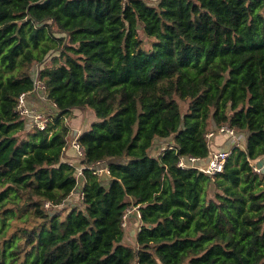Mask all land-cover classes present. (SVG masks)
Segmentation results:
<instances>
[{
    "label": "trees",
    "instance_id": "obj_1",
    "mask_svg": "<svg viewBox=\"0 0 264 264\" xmlns=\"http://www.w3.org/2000/svg\"><path fill=\"white\" fill-rule=\"evenodd\" d=\"M263 156L264 0H0V264H264Z\"/></svg>",
    "mask_w": 264,
    "mask_h": 264
},
{
    "label": "rangeland",
    "instance_id": "obj_2",
    "mask_svg": "<svg viewBox=\"0 0 264 264\" xmlns=\"http://www.w3.org/2000/svg\"><path fill=\"white\" fill-rule=\"evenodd\" d=\"M139 32H140L139 34H140L141 38L144 40V42H146L147 41L146 38L142 36L140 30H139ZM36 86H37V88H35V90H33L34 92H36V94L35 93H31L29 96H31L32 99L29 102H26V104L28 105V107L30 109H32L33 113H36V114H33L35 117H40L42 124H43L42 120L45 119V124H43V125L46 126V118L45 117H47V118L51 117L52 109H51L50 106L45 104L46 101L44 99L46 97L41 95V90L40 89L38 90V88L40 86H42V83L39 80H36ZM180 106H181V109L184 110L185 107H186L185 102H183V103L180 102ZM27 118H28V120L30 119L31 125H35L36 126L34 119L32 120V118H29V116H27ZM90 120H91V112H88V111L87 112H83V111L78 110V109L71 110V112L68 114V116L67 115L65 116V120H64V122L72 130V133L69 135V139L72 138L73 131L75 133H77L78 131H81L82 129L87 128L89 126ZM226 137H229L228 138V143L223 144V146H222L223 150H230L233 145L243 146V144H244L245 136L244 135L240 136L238 134L236 135L235 132H234V136H231V135L228 136L227 134H225L223 136L222 140H221V138H217V139L224 142ZM73 140L76 141V138H72L71 145H72V141ZM71 148L74 149L72 146H71ZM75 152H76V154H78V152L76 150H75ZM207 162H208V160L206 159V160H204L202 162H196L195 164H199L200 165L202 163L204 164V163H207ZM72 163L75 165L76 172L80 176L81 175L82 165H78V164H76L74 162H72ZM254 163L255 162H253L251 164H254ZM102 169H105V167H102ZM100 172L101 171H99V172L97 171V173H100ZM106 172L107 171H105L104 174ZM128 215H130V212L128 213ZM123 225H125V226L127 225L126 217L123 219Z\"/></svg>",
    "mask_w": 264,
    "mask_h": 264
},
{
    "label": "built area",
    "instance_id": "obj_3",
    "mask_svg": "<svg viewBox=\"0 0 264 264\" xmlns=\"http://www.w3.org/2000/svg\"><path fill=\"white\" fill-rule=\"evenodd\" d=\"M16 110L18 111V113L20 115L29 116V118H32V120L34 119L35 124L39 129L42 130L45 127V125H43V124H45V119L42 120V122H43V124H42L40 117H35L33 114H36V113H33L32 109H30L28 107V105L26 104L25 93H22L19 96L18 103L16 106ZM219 131L223 132V133L224 132L229 133L232 136L234 134V131L232 129H230L228 126H222L219 129ZM212 135H213V132H209L207 134L208 137H210ZM72 146L76 149V151L78 152V155L82 154V151H81L78 143L75 140L72 141ZM229 154H230V150H223V149L222 150H213V151H211V153L207 159L208 162L204 163V164L202 163L200 165L195 164V163L196 162H202V161H204V159L199 158V157H195L192 155L181 156L177 162V165L179 168H182V169L196 168V169L200 170L201 172L210 175L213 178V176L216 173L223 171L225 160L227 159ZM251 166L255 171L261 170L259 167L256 166V162L254 164H251ZM96 170L98 172L99 171H103V172L107 171V170L102 169V168H99ZM106 174H108V171L106 172ZM45 207H47V208L49 207L48 202L45 203ZM127 210H128L127 213H129L130 210H136V207L131 206V208H127ZM136 212H137V215L139 216L140 214H139L138 210H136ZM124 218H125V216H124ZM122 225H123V222H122Z\"/></svg>",
    "mask_w": 264,
    "mask_h": 264
},
{
    "label": "water",
    "instance_id": "obj_4",
    "mask_svg": "<svg viewBox=\"0 0 264 264\" xmlns=\"http://www.w3.org/2000/svg\"><path fill=\"white\" fill-rule=\"evenodd\" d=\"M256 166L259 167L261 171H264V156L256 161Z\"/></svg>",
    "mask_w": 264,
    "mask_h": 264
},
{
    "label": "crops",
    "instance_id": "obj_5",
    "mask_svg": "<svg viewBox=\"0 0 264 264\" xmlns=\"http://www.w3.org/2000/svg\"><path fill=\"white\" fill-rule=\"evenodd\" d=\"M32 93V92H31ZM31 93H29L28 95H27V97H26V102H29L31 99H32V97L31 96H29ZM33 93H35L36 94V92H33ZM37 97V96H36ZM38 98V97H37ZM45 104H47L48 106H49V104L47 103V102H45ZM130 216V215H129Z\"/></svg>",
    "mask_w": 264,
    "mask_h": 264
}]
</instances>
